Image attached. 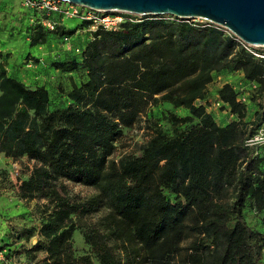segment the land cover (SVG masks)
<instances>
[{
  "label": "trees",
  "instance_id": "1",
  "mask_svg": "<svg viewBox=\"0 0 264 264\" xmlns=\"http://www.w3.org/2000/svg\"><path fill=\"white\" fill-rule=\"evenodd\" d=\"M22 7L32 11L28 44H42L50 35L68 41L71 56L54 67L85 76L52 102L43 84L30 86L0 66V152L33 161L20 197L52 204L38 231L42 239L31 248L45 252L39 264H91L89 256L74 255L71 241V215L89 208L60 193L61 179L94 188L96 204L113 219V238L134 244L127 250L122 241L121 254L95 232H83L98 264H264V228L245 213L260 214L264 224V143L246 145L264 123V59L211 23L152 15H125L111 30L80 22L76 26L88 35L71 46L72 30L57 15ZM45 18L55 22L53 29L41 23ZM32 64L28 58L26 65ZM235 71L244 86L256 88L244 89L245 102L230 82L216 90L220 107L237 117L220 125L201 101L214 75ZM160 101L188 110L183 117L171 115V132L147 112ZM250 101L260 110L247 122ZM142 118L154 126L140 152L112 158L122 130ZM230 188L234 198L224 205ZM33 235L25 227L9 234L18 240Z\"/></svg>",
  "mask_w": 264,
  "mask_h": 264
},
{
  "label": "rangeland",
  "instance_id": "2",
  "mask_svg": "<svg viewBox=\"0 0 264 264\" xmlns=\"http://www.w3.org/2000/svg\"><path fill=\"white\" fill-rule=\"evenodd\" d=\"M31 16L32 11L23 8L17 0H0V66L6 69L7 74L18 77L30 86L43 84L49 91L51 101L58 102L63 97V89H69L72 82L79 85L85 79V76L80 71L62 72L55 69V61L65 60L71 56L70 49L60 41V38L50 35L42 44L28 45L29 30H26V27L32 25ZM135 16L140 19L151 15ZM152 16H160L169 21L176 20L175 17L168 14ZM184 20L197 25L209 24L208 21L200 18ZM80 22L79 18L64 19L65 29L72 30L71 46L84 43L88 35L85 29L76 26ZM259 48L264 49V46ZM28 58L31 59L32 66L26 65ZM39 62H42V64ZM242 81V74L238 71L216 74L214 80L206 87V101L198 100L197 103L199 104L201 101V103L206 104V109L212 113L214 120L220 125H225L237 119V117L228 108L223 109L217 105L216 90L225 82L238 85ZM259 110L257 104L252 101L247 102L244 120L250 122ZM147 112L156 116L159 127L166 132H171L174 126L171 115L183 117L188 114L185 107H176L163 101L151 105ZM153 126L151 120L147 121L142 118L140 122L132 127L124 128L122 135L114 143L115 151L112 158L117 160L125 154L140 152L141 146L152 133ZM184 126L185 124L180 125L181 128ZM262 128H264V123L261 124L258 130ZM261 151L264 153V148ZM32 166L33 161L28 160L26 156L11 158L5 157L0 152V262L39 264L45 255L43 250L34 251L31 248L42 239L38 231L52 204L46 199L22 198L18 191L22 181L28 178ZM58 185L60 193L69 198L71 202L84 204L89 208L86 213L71 215L75 225L71 238L75 256L87 255L90 257L91 264H98V259L85 241L83 232H95L109 247L121 254H123L122 241L127 244V250L134 246L126 239L113 238L110 231L113 228V219L105 206L96 204L97 191L94 188L64 179L59 180ZM233 198L234 191L230 188L221 199V202L224 205H229ZM245 213L250 222L264 228L260 214L248 208L245 209ZM21 227L32 228L34 235L19 240L9 236L10 232L12 234ZM188 242L189 240H185L182 245L187 246ZM3 247L5 249H2ZM7 249L10 250L8 258L5 255ZM184 254L185 251L183 250L177 259L183 258Z\"/></svg>",
  "mask_w": 264,
  "mask_h": 264
},
{
  "label": "water",
  "instance_id": "3",
  "mask_svg": "<svg viewBox=\"0 0 264 264\" xmlns=\"http://www.w3.org/2000/svg\"><path fill=\"white\" fill-rule=\"evenodd\" d=\"M104 11L133 15L168 14L200 18L230 30L244 42L264 46V0H62Z\"/></svg>",
  "mask_w": 264,
  "mask_h": 264
},
{
  "label": "built area",
  "instance_id": "4",
  "mask_svg": "<svg viewBox=\"0 0 264 264\" xmlns=\"http://www.w3.org/2000/svg\"><path fill=\"white\" fill-rule=\"evenodd\" d=\"M19 2L24 7L37 8L41 10L45 13L46 16L51 14L57 15L60 21H64L65 18H79L81 22L88 23L90 30H95L97 27H102L107 30L116 29L122 21L128 19L125 15H133L121 11H104L91 9L89 7L76 5L62 0H19ZM41 23L49 29H53L55 25V22L49 18H45L41 21ZM217 27L223 30L226 34L233 37L234 40L239 45H241L247 52L257 58L264 59V54L256 50V48L259 47L244 42L242 39L234 35L230 30L225 27ZM67 42L68 41H66L65 45H68ZM246 87L255 89L256 84L248 82L244 86L242 82H239L238 85L234 87L238 90V99L243 102H245L248 97V92L244 91ZM216 103L218 106L221 105L220 101H217ZM263 143L264 128L259 129L256 134L246 140V145L249 146H255Z\"/></svg>",
  "mask_w": 264,
  "mask_h": 264
},
{
  "label": "crops",
  "instance_id": "5",
  "mask_svg": "<svg viewBox=\"0 0 264 264\" xmlns=\"http://www.w3.org/2000/svg\"><path fill=\"white\" fill-rule=\"evenodd\" d=\"M17 2L20 4L19 0H17ZM21 5V4H20ZM29 45V44H28Z\"/></svg>",
  "mask_w": 264,
  "mask_h": 264
}]
</instances>
